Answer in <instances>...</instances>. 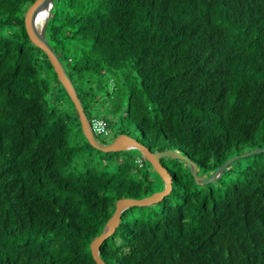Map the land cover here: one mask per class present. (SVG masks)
<instances>
[{
  "label": "trees",
  "instance_id": "1",
  "mask_svg": "<svg viewBox=\"0 0 264 264\" xmlns=\"http://www.w3.org/2000/svg\"><path fill=\"white\" fill-rule=\"evenodd\" d=\"M34 1L0 0V264H94L89 245L116 201L158 191L137 150L86 141L28 40L23 17ZM51 4L44 39L89 123H105L95 140L125 135L214 176L199 184L160 158L169 193L120 214L99 248L104 263L264 264V151L233 181L224 180L229 166L215 175L234 155L264 149V0Z\"/></svg>",
  "mask_w": 264,
  "mask_h": 264
},
{
  "label": "water",
  "instance_id": "2",
  "mask_svg": "<svg viewBox=\"0 0 264 264\" xmlns=\"http://www.w3.org/2000/svg\"><path fill=\"white\" fill-rule=\"evenodd\" d=\"M42 3L49 4L50 9H51V7H52L51 0H35L32 3V5H30V7H28V9L24 13V17H23L24 29L26 31L29 42L34 47L40 49L46 55L50 65L53 68V71L57 77L58 82L63 87L65 93L69 97L71 103L73 104V106L76 110L82 134L85 137L88 144L91 147H93L94 149L101 151V152H115L117 150H120L118 147V142L120 140H127V141L131 142L133 144V146L125 148V149L136 148L139 151H141L143 153V155L145 156L146 160L151 165L152 169L154 171H156L162 177L163 183H164L163 190L159 193L153 194L150 197L139 199V200L119 199L116 201L114 211H113L111 217L109 218L107 224L105 225L102 233L99 236H97L89 245L90 255H91V258H92L94 264H105L104 261L100 258V249L99 248H100V245L102 244V242L114 232V230H115V228L119 222L120 214L125 209L130 208V207L149 206L151 204H155V203L161 201L162 198L169 193L171 183H170V177L167 174V172L165 171V169L162 168V166L160 165L159 159L163 155H170L173 157H178V156L175 154L164 153V152L163 153H151L147 149H145L144 147L139 145L137 142H135L133 139H131L130 137L125 136V135L117 136L114 139V141L109 145H101L95 140L93 132H92L91 127H90V123H89L86 115L84 114V111L81 107V104L79 102L77 94H76L70 80L68 79V77L64 71V67L62 66L61 62L59 61L56 53L52 50V48L47 44V42L44 39V27H45V22L49 16V13H48L46 19L41 24L39 31L36 32L34 29L33 17L35 15L37 9L39 8V6ZM260 151H264V149H262V150L255 149V150L249 151L246 154V156L258 153ZM179 158L183 159V157H179ZM235 158H237V157H233V158H230L227 161H225L219 167V169L217 170L215 175L219 176L221 174V172L233 160H235ZM191 173H192V176L194 177V179H196V171H195L194 166H192V168H191ZM213 179H214V176H213ZM207 182H210V181H205V182L198 181L197 183L203 184V183H207Z\"/></svg>",
  "mask_w": 264,
  "mask_h": 264
},
{
  "label": "rangeland",
  "instance_id": "3",
  "mask_svg": "<svg viewBox=\"0 0 264 264\" xmlns=\"http://www.w3.org/2000/svg\"><path fill=\"white\" fill-rule=\"evenodd\" d=\"M51 3H52V0H51ZM51 10V9H50ZM43 23V21H40L37 25V28L38 30L40 29V26L41 24ZM51 87H52V92H55L57 90V86L54 84V82L51 80ZM117 137V136H116ZM111 139V137H109L108 139H106V143L111 144L114 139L112 140H109ZM125 148H128V147H119L120 150H117V151H133V150H137L139 153H134V155L139 158V156H142L145 160V156L143 155V153L141 151H139L138 149L136 148H129V149H125ZM249 151H242L241 153H238L236 155H234L233 157H237L235 158V160H233L228 166L230 169V173H229V178L227 176L224 177V180L225 182H229V181H233L234 179H236V177L238 176L237 174V171L243 169L244 167H246L248 164H250L252 161H253V156L252 155H248L246 156V154L248 153ZM140 154V155H139ZM232 157V158H233ZM163 161V163L167 166V167H170L171 165L173 164H176L177 163V167L179 169H181L182 171L183 170H186V169H189V171H191V167L188 166L184 161H182L179 157H173V156H170V155H163L160 157ZM146 162L149 164V162L146 160ZM140 163V162H139ZM141 165V164H140ZM150 165V164H149ZM151 167V166H150ZM149 180L151 181L152 183V187L154 188V190H157L158 192L156 193H159L163 190L164 188V184H163V188L162 190L161 189V183L163 181L162 177L156 172L154 171L152 168H150L149 170ZM213 177H210V178H206L205 176L201 175V173H198L196 174V179H195V182L197 181H202V182H205V181H210V182H213ZM229 180V181H228ZM160 190V191H159ZM151 206V205H149ZM149 206H143V207H139V208H144L146 207L145 209H148L150 208ZM138 211H135L134 215H138Z\"/></svg>",
  "mask_w": 264,
  "mask_h": 264
},
{
  "label": "bare ground",
  "instance_id": "4",
  "mask_svg": "<svg viewBox=\"0 0 264 264\" xmlns=\"http://www.w3.org/2000/svg\"><path fill=\"white\" fill-rule=\"evenodd\" d=\"M50 5L47 3H42L37 9L34 17H33V26L35 31H39L37 25L40 21H44L49 13ZM133 144L127 140H120L118 142V147H132Z\"/></svg>",
  "mask_w": 264,
  "mask_h": 264
},
{
  "label": "built area",
  "instance_id": "5",
  "mask_svg": "<svg viewBox=\"0 0 264 264\" xmlns=\"http://www.w3.org/2000/svg\"><path fill=\"white\" fill-rule=\"evenodd\" d=\"M93 135H105L107 134L105 123L101 120L94 119L90 123Z\"/></svg>",
  "mask_w": 264,
  "mask_h": 264
},
{
  "label": "clouds",
  "instance_id": "6",
  "mask_svg": "<svg viewBox=\"0 0 264 264\" xmlns=\"http://www.w3.org/2000/svg\"><path fill=\"white\" fill-rule=\"evenodd\" d=\"M50 12V11H49Z\"/></svg>",
  "mask_w": 264,
  "mask_h": 264
}]
</instances>
